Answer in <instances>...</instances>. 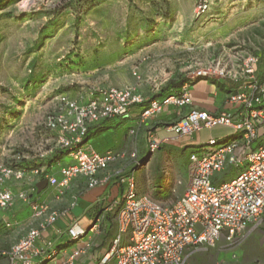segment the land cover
Segmentation results:
<instances>
[{"label": "built area", "instance_id": "2783aa9c", "mask_svg": "<svg viewBox=\"0 0 264 264\" xmlns=\"http://www.w3.org/2000/svg\"><path fill=\"white\" fill-rule=\"evenodd\" d=\"M190 1L196 19L222 18L217 20L219 16L213 13L217 0ZM261 12L264 14V6ZM234 53L213 56L198 64L188 76L231 81L236 90L230 92L227 108L218 115L190 109L165 127L169 136L151 139L148 151L151 155L163 142L190 136L203 128L225 125L232 133L225 138H211L189 152L187 184L171 202L139 192L133 175H120L118 180L127 189L118 202V232L99 259L100 264L112 259L115 264H186L196 252L214 248L220 241L229 250L236 248L250 224H256L264 215V64L260 72L261 61L256 53ZM132 75L140 79L137 69L132 70ZM190 86L186 82L179 93L153 98L142 106L139 104L145 98L136 92L135 86H100L84 101L57 94L56 107L43 122V127L54 136L53 140H45L46 150L33 156L15 151L10 159L0 163V209L8 208L16 196L29 203L35 217L47 209L46 205L31 202L24 191L14 194L8 185L12 178H25L27 172L59 188L78 175L86 178L88 187L101 184L104 178L98 177L99 172L125 153L95 151L86 141L89 127L114 117L127 119L134 107L139 108L138 123L142 124L161 115L169 106L189 105ZM233 107L237 110L232 111ZM129 134L133 135L134 129ZM60 150L67 151L71 162L60 168L61 177L57 179L41 162ZM23 162L36 165L28 170L18 166ZM223 173L225 179L220 177ZM48 220L53 222L56 216L51 214ZM66 232L72 241L84 235L85 230L71 227ZM39 233L38 229H31L13 245L5 254L7 264H36L39 260L34 257L39 251L34 244Z\"/></svg>", "mask_w": 264, "mask_h": 264}, {"label": "rangeland", "instance_id": "374dc122", "mask_svg": "<svg viewBox=\"0 0 264 264\" xmlns=\"http://www.w3.org/2000/svg\"><path fill=\"white\" fill-rule=\"evenodd\" d=\"M173 8L169 0H97L91 6L81 0H0V163L15 151L33 156L46 150L45 140L54 136L42 126L59 93L84 101L100 86H135L145 98L172 79L190 76L213 56L256 51L253 32L243 27L250 19L227 15L219 21L198 20ZM163 155L156 150L148 160H135L137 187L154 198L158 192L165 200L175 199L179 188L173 174L178 168ZM237 249L220 241L186 264H202L203 256L213 251L235 258Z\"/></svg>", "mask_w": 264, "mask_h": 264}, {"label": "crops", "instance_id": "0c3cea01", "mask_svg": "<svg viewBox=\"0 0 264 264\" xmlns=\"http://www.w3.org/2000/svg\"><path fill=\"white\" fill-rule=\"evenodd\" d=\"M169 1L173 4L175 13L179 14L182 11V14L188 17L192 15V1ZM180 2L186 7V11L181 8ZM216 3L213 13L219 16L216 18L217 20L227 15L240 17L246 21L250 19L243 27H250V31L253 32L256 49L254 53L261 61L259 68L261 72L264 64V14L261 12V8L264 6V0H217ZM209 19L211 20V18ZM235 90L236 86L229 80L215 79L213 82L210 79H200L189 88L191 93L189 105L169 106L161 115L148 118L142 124L138 123L139 108L134 107L132 116L127 119L119 118V121L115 122L117 117H114L105 122L102 121L105 126L102 130L93 129V126L96 125H91L86 141L88 143L92 140L89 145L95 151L98 153L107 151L125 153L122 158L110 163L105 170L99 172L98 177L104 178V181L94 187H88L86 178L81 175L72 178L65 187L59 188L47 182L41 190H38L37 183L46 179L37 180L35 176L28 174L29 172L23 179L12 178L9 180L8 185L14 194L17 195L18 192L24 191L31 202L46 205L47 209L41 216L35 217L29 203L17 196L8 208L0 209V264H7L6 252L25 238L31 229L40 231L34 244V247L39 251V254L34 257L36 261L46 258L47 264H68L70 261L72 264H100L99 259L108 250L112 239L118 232L116 212L124 190V185L119 182L118 177L131 174L136 180L139 170L135 160L142 162L143 159L148 160L155 154L150 155L148 151L151 139L159 140L169 136L165 127L178 120L192 108L205 110L210 114H220L228 106L227 98L230 92ZM151 96L153 93H146L145 100ZM85 100L87 99L85 98ZM232 109V111L237 110L234 107ZM127 121L129 126L121 129L120 126L126 124ZM13 125L10 126L13 127ZM42 129L45 128L42 126ZM110 129L113 130L105 133ZM131 129H134L133 135L129 134ZM231 133L232 129L229 126L217 125L203 128L190 136L171 138L161 144L157 151L163 150V157L172 159L178 168L177 174H173V180L174 187L178 186L179 188V194L183 192L188 181L187 155L189 152L211 138H225L229 137L228 135ZM131 153H135V156H131ZM184 154L186 160L182 159ZM148 156L149 158H147ZM49 157H46L41 163L44 164V167L46 166L50 175L60 179V168L70 163L71 159L65 161V156H63L62 159L48 167ZM138 181L136 180V184ZM167 186L169 185L167 184ZM155 198L165 202L174 200L173 198L169 200H165L163 197ZM51 214L56 216V220L48 222V217ZM8 223L9 226L6 225ZM71 227L85 230L84 235L71 241L66 232ZM237 248L239 254L235 258L224 256L223 250L219 252L216 250L217 252L213 251L204 255L202 264H210V261L215 258L222 264H264V215L256 224H250ZM50 254L52 255L50 256ZM71 257L73 258L71 259ZM194 258L197 260L201 258V255L197 253ZM106 264H115V262L112 259Z\"/></svg>", "mask_w": 264, "mask_h": 264}, {"label": "trees", "instance_id": "16d2710c", "mask_svg": "<svg viewBox=\"0 0 264 264\" xmlns=\"http://www.w3.org/2000/svg\"><path fill=\"white\" fill-rule=\"evenodd\" d=\"M83 2V4L87 5L89 4V6L91 5H95L97 3V0H81ZM75 62V61H73ZM71 62V63H73ZM71 65V64H69ZM200 79H203V78H199V77H196V78H189V77H186V76H182L178 79H172L170 80L169 82H167L168 84L165 85V86H162L160 88V90L156 93L153 94V96H151L149 99L147 100H144L142 103H140L139 105H147L149 103V101L153 98H156V97H163V96H166L172 92L174 93H179L180 92V89L182 87V85L184 83H189L190 85L194 84L195 82H197L198 80ZM212 80L213 82L215 81V79H210ZM123 119V118H121ZM109 120V119H107ZM107 120H103L104 122L107 121ZM101 123V125H98V124H94L96 126H93V129H96V130H102L105 128V126L103 125V123ZM2 124V123H1ZM1 127V126H0ZM91 127V126H90ZM90 127H89V130H90ZM89 130H88V133H89ZM88 133H87V137H88ZM161 147V146H160ZM67 155V151H64V150H60L57 154H55L54 156H50L49 157V162L47 163L48 166H50L52 163H55L56 161H58L59 159H62L63 156H66ZM143 162V161H142ZM31 166H34L36 165V162H23V163H19L18 166H24L26 169H29ZM43 165V164H41ZM29 167V168H28ZM163 187V186H162ZM166 190H169V186H167L165 184V187H164ZM160 192V190H159ZM157 195H155V197H163V196H160V193L156 192ZM159 194V195H158ZM164 198V197H163ZM46 263V258L45 259H41L39 260L36 264H45Z\"/></svg>", "mask_w": 264, "mask_h": 264}, {"label": "water", "instance_id": "95a60500", "mask_svg": "<svg viewBox=\"0 0 264 264\" xmlns=\"http://www.w3.org/2000/svg\"><path fill=\"white\" fill-rule=\"evenodd\" d=\"M47 184V181L46 180H42L40 182L37 183V187H38V190H41L43 187H45Z\"/></svg>", "mask_w": 264, "mask_h": 264}]
</instances>
